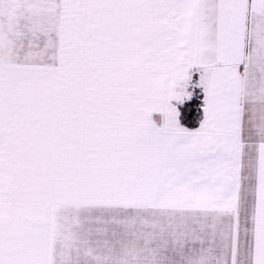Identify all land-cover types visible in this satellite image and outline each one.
<instances>
[{
  "label": "snow or ice",
  "instance_id": "obj_1",
  "mask_svg": "<svg viewBox=\"0 0 264 264\" xmlns=\"http://www.w3.org/2000/svg\"><path fill=\"white\" fill-rule=\"evenodd\" d=\"M0 264H264V0H0Z\"/></svg>",
  "mask_w": 264,
  "mask_h": 264
}]
</instances>
